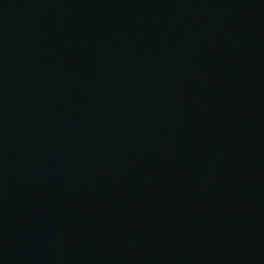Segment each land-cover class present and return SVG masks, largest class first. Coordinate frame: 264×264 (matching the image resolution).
<instances>
[{"label":"water","instance_id":"obj_1","mask_svg":"<svg viewBox=\"0 0 264 264\" xmlns=\"http://www.w3.org/2000/svg\"><path fill=\"white\" fill-rule=\"evenodd\" d=\"M0 264H264V0H0Z\"/></svg>","mask_w":264,"mask_h":264}]
</instances>
